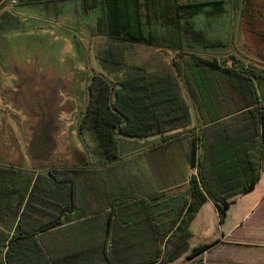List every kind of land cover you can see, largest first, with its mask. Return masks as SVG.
I'll return each instance as SVG.
<instances>
[{
  "label": "rangeland",
  "instance_id": "rangeland-1",
  "mask_svg": "<svg viewBox=\"0 0 264 264\" xmlns=\"http://www.w3.org/2000/svg\"><path fill=\"white\" fill-rule=\"evenodd\" d=\"M48 1L15 0L12 4V0H0V163L8 167H21L45 177L44 173L48 169L66 164L79 167L91 165L92 154L89 149L93 148L94 140L87 131H83L82 138L87 146L82 147L78 126L83 121L89 101L88 87L91 86L92 89L105 77L110 78V75L117 74L121 78L126 73L143 75L150 72L155 73V77H161L166 87H172L177 84L174 78L179 79L175 68L177 62H181V59L192 62L212 57L219 60L220 66L248 70V77L250 71L257 74L264 72V0H225V7L230 10L229 14L219 20V24L202 16L197 17L196 27L203 29L204 34L207 33V42L217 40L223 46L207 51H202L203 48H184L181 52L96 35L93 30L95 13L87 17L77 14L79 12L75 6L78 0L62 1L64 7L60 15L54 14L53 10L55 3L61 0H50L53 5L47 12L48 9L45 8L50 6ZM4 13L6 14L3 16ZM172 62H176L175 65ZM105 64L114 67L111 74H107L108 68L101 67ZM114 64H120V69L116 70L117 66ZM127 65L130 67L125 68ZM132 67L135 69H131ZM204 74L206 84L212 87L209 93L221 104L217 112L224 117L225 122L234 120V117L237 120L241 116L239 114L230 118L226 115L229 108L254 101L253 92L249 94L245 91H233L228 82L220 80L218 74ZM253 89L255 91L256 88ZM210 112L211 110V117ZM253 114L246 112L241 117L250 120L249 116H254ZM248 120L244 121V126L250 124ZM121 146L122 153L130 156V160L119 167L116 180L113 183L110 181L109 188L113 192L120 191L126 201L132 202L120 213L126 214L133 210L132 216L137 219L145 215L140 211L142 205L133 203V199L140 198L139 193L147 191V180L148 189H151L152 182L158 183L156 171L151 161H148V154L147 157H139L142 148L135 142L128 144L124 141ZM164 158L169 161V167L178 180L183 179L182 171H186L184 179L196 174L195 170L187 168L184 161L182 163L178 150H169ZM250 159L254 175L256 169L260 174L263 166L256 148L250 153ZM142 163L149 166L148 171L146 168L140 169L142 172L147 171V175H141L138 171ZM99 176L104 179L103 175ZM84 179L82 182L85 184ZM93 179L94 177H90L87 182L94 185ZM101 190L105 191L104 185ZM179 191L180 189L175 188L166 193L174 194ZM106 193L101 191L95 199L89 196L90 202L86 205L90 207L91 213H101L102 208L106 209ZM85 198L87 200V193ZM43 200L38 195L32 204V216L37 221H45L55 212V208L44 205ZM85 203L87 202L84 201ZM98 216L105 218L107 213L103 211ZM137 226L141 227L139 235L143 239L145 231H155L150 225L149 229L146 225ZM134 227L136 226L132 225V232L135 234L137 229ZM118 230L123 233L120 228ZM125 233L127 234V230ZM132 254L133 261L143 256L142 252L138 254L137 251ZM113 258L119 264L117 256L114 255Z\"/></svg>",
  "mask_w": 264,
  "mask_h": 264
},
{
  "label": "trees",
  "instance_id": "trees-1",
  "mask_svg": "<svg viewBox=\"0 0 264 264\" xmlns=\"http://www.w3.org/2000/svg\"><path fill=\"white\" fill-rule=\"evenodd\" d=\"M62 1L66 2V0H61L55 3L54 14L62 13L64 7ZM48 3L50 6L45 8L48 9L47 12L53 5L50 0ZM75 7L78 8L79 13L77 14L84 17L95 13L94 32L96 35L113 39L120 38L128 42H142L157 48H172L174 51L178 50L177 52H181L184 48L194 50L203 48L202 51H207L210 48L222 47L223 43L217 40L207 42V33L204 34L203 29L196 27L195 19L202 16L219 24V20L229 14L230 10L225 7V0H78ZM75 11L77 12V9ZM205 26L208 27L207 24ZM177 54L180 57V54ZM197 61L190 62V60L181 59V62H172L173 65L177 64L175 66L176 76L179 78H174L177 84L172 87H166L161 77H155V73L150 72L143 75L134 72L131 75L126 73L125 77L123 74L121 78L117 74L107 75L117 78L115 86L104 79L92 89L91 86L88 87L89 101L84 112L85 116L79 126L85 127L96 142V147L89 149V153L99 156L100 160L92 161L91 167L93 168L104 167L110 159L118 158L119 150L114 140L115 135L131 138L144 135L135 130L131 124L139 123L140 113L147 111V107H144L142 111L140 106L141 94L148 93L150 97L151 94L157 93L156 84L160 83L161 86L167 88L166 92L174 93V88L181 83L182 88L188 92L196 112L197 126L188 134L190 137L188 165L190 170L196 171V174H192L189 178L190 198L186 200L187 202H183L184 199L174 202V198H168L164 202L167 208L166 216L169 217L165 234L162 238L160 230L150 232L149 241H153L151 242L153 244L147 246L150 251L148 260H136L132 262L133 264H169L175 261L186 248L182 245V240L190 235L188 225L207 200H210L217 208L218 223L220 225L224 223L227 211L233 203L229 200L234 194L217 195L213 188L224 190L223 193H226L228 189L231 190L234 187L233 185H237L236 187H244L240 193L250 192L260 176L257 169L254 175V167L250 159V153L255 148L260 163L264 166V72L257 74L250 71V77H248L246 76L248 70L220 66L219 60L215 57ZM114 65L117 66L116 70L120 69V64ZM101 67L108 68L107 74H111L114 70L112 69L114 67H108L107 64ZM127 67L130 66L127 65L125 68ZM207 72L218 74L220 80L228 82L233 91L239 93L245 91L249 94L253 92V102L250 100L236 108H229L226 112L230 118L239 114L243 116L246 112L247 114L254 113V116H249L250 120L239 115L237 120L234 117V120L224 121V117L217 112L221 104L217 103L216 98L209 93L212 87L206 84L204 73ZM253 87L256 88L255 91H252ZM209 110H211V117ZM150 112L155 116L154 110L149 109L148 113ZM246 120L250 121V124L244 126ZM79 132L81 135V128ZM174 137L175 135H170L167 139ZM79 171L81 170L77 168H53L48 172L47 176L51 179L54 189L59 190L60 186L68 184L70 190L68 202L54 198L53 204L56 206L74 204L75 177ZM239 177L244 182L241 185L233 182V179ZM225 178L228 181L223 180ZM44 179L45 177L38 175L37 190L30 192L22 212L6 215L10 219L13 218L14 227L13 229L5 228V233L0 230V238L3 235L5 242L0 244V264H77L79 258L77 252L66 257L62 256L60 260L47 258L48 262H45L44 238L49 231L61 224L60 217L54 218L52 222L39 223L37 228L21 226V222L25 220L29 212L34 211L30 203L36 201L40 193L45 192L40 188ZM12 186L15 187V184ZM56 193L59 195V192ZM153 199L150 198L149 201ZM39 200L40 198L37 199ZM133 200L137 204L145 201L141 198ZM174 213L176 218L183 215L175 229L172 220ZM207 247L208 245H202L193 249L190 256L197 255ZM102 251L103 261L113 264L114 262L112 263L104 252L105 245L102 246ZM29 253L36 255L37 260L29 261ZM192 264H202V262Z\"/></svg>",
  "mask_w": 264,
  "mask_h": 264
},
{
  "label": "crops",
  "instance_id": "crops-1",
  "mask_svg": "<svg viewBox=\"0 0 264 264\" xmlns=\"http://www.w3.org/2000/svg\"><path fill=\"white\" fill-rule=\"evenodd\" d=\"M105 80L113 86L117 82V78L114 77H105ZM156 87L157 93L151 94L150 97L148 93L141 94L140 106L142 111L144 107H147V111L146 113H140L139 123L131 124L135 127V130L140 131L144 135L133 138L114 136L119 150L118 158L110 159L107 165L100 168L91 167L93 165L92 163L91 165L84 164V167L76 165L68 166L67 164L59 167L61 169L77 168L81 170L75 177L76 183L73 191L75 199L73 205L65 206L64 204H58L56 206L53 204L54 198L62 199L65 203L68 202L69 185H62L59 190H56L51 179L47 176L48 172L53 168L48 169L44 173L46 176L40 188L45 192L40 193V197L44 199V205L53 206L55 212L51 213V217L48 216V219L45 221L35 220V217L32 216L34 211L29 212V215L21 222V226L24 227L27 225L28 227L37 228L39 223L52 222L54 218L60 217L61 224L49 231L44 238L43 251L46 263L48 262L47 258L60 260L62 256L66 257L69 254L77 252L79 255L77 264H107L102 258V246L104 245V252L112 263L114 262L113 257L115 255L117 256L119 264H133L131 258L134 251H137L138 254L142 252L143 256L139 257V260H148L150 251L147 246L151 244L149 241L151 235L145 231V238L143 239L139 235V229L141 227L137 225H146L147 229L151 225L153 229L162 232L161 235L163 238L166 224L169 221V217L166 216V204L164 203L167 200V195L168 198H174V202H177L178 199L180 201L184 199L183 202L189 200V178L184 179L186 171H182L183 179L178 180L171 171L169 161L164 158V155L169 153V150L172 152L178 150V153L182 157V163L184 161L187 168H189L187 158L190 150V137L188 134L197 126L196 112L188 92L182 88L181 83H178V87L174 88V93L166 92L167 88L161 86L160 83L156 84ZM167 101L170 103L168 104ZM149 109L156 112L155 116L152 115V112L148 113ZM79 128H81V133L83 131L89 133L87 129L83 130L84 127L78 126V134L80 133ZM170 135H175V137L168 140L167 138ZM79 137L83 142L82 147L84 145L86 147L87 145L82 138V134ZM124 141L128 144L135 142L139 148H142V153L139 155L140 158L147 157L148 154V161H151L152 167L156 171V179L158 182L157 184L152 182L150 185L151 189H148L149 185L147 180V191L139 193L138 196L142 200H145L141 204L142 207H140L142 215L145 216L137 219L132 216L134 214L133 210L126 214L120 213L132 202L131 200L126 201L124 199L125 197H123L124 194L120 191L113 192L110 189V181L113 183L116 180L119 167L125 165L130 160V156L128 157L127 154L125 155L121 151L123 149L121 143ZM94 147H96L95 141ZM91 156L92 161H100L99 156ZM84 168L93 169L86 171ZM142 168H146L148 171V164L142 163V166L138 167L141 175H147V171L142 172L140 170ZM165 172L168 173L164 176ZM99 174L103 175L104 179ZM38 175L41 174L36 172L30 173L27 169L21 167L14 168L13 166L8 167L0 163L1 232L5 233V228L10 227L13 229V218L10 219L6 215L13 212H22L30 192L32 190L36 192L37 190L36 179ZM82 176L83 179L85 177V184L82 182ZM90 177H94V185H90L87 182V179ZM223 180L227 179L225 178ZM169 182L172 183L169 185ZM233 182H236L238 185L244 183L241 177L233 179ZM165 183H168V185L166 186ZM14 184L15 187L12 186ZM103 185L105 191L101 190V186ZM233 186L226 193H223L224 190L213 188L217 195L234 194L232 199L229 200L233 203L227 211L224 223L222 225L218 223L217 208L210 200H207L188 225L190 235L182 240V245L186 246V248L175 261L169 264H192L198 261H201L202 264H264V166L259 180L250 192L240 193L244 187ZM108 188L109 190H106ZM175 188L180 189V191L178 193L174 192V194H171L172 192L169 194L166 193V191ZM101 191L107 192L105 201L108 203V206L105 210L102 208L101 213H91L89 211L90 207L88 208L86 205L90 202L89 196L95 199ZM56 192H59V195ZM86 193L88 195L87 200L85 198ZM150 198L155 199L149 201ZM81 201L82 204L80 205ZM84 201L87 203L84 204ZM33 202L30 203L31 206H33ZM62 209L64 211H61ZM103 211L107 213L105 218L98 216ZM63 212L64 215H62ZM182 216L181 214L176 218V214L174 213L172 217L174 229L180 223ZM132 225L136 226L134 227L137 229L135 234L132 232ZM118 228L123 233L119 232ZM125 230H127V234ZM54 231H57L55 232L56 234ZM1 243H5L3 235L0 238ZM202 245H208V247L197 255L190 256L193 249ZM28 255L29 261L34 262L37 260L36 255L32 253ZM113 264H116V262Z\"/></svg>",
  "mask_w": 264,
  "mask_h": 264
},
{
  "label": "built area",
  "instance_id": "built-area-1",
  "mask_svg": "<svg viewBox=\"0 0 264 264\" xmlns=\"http://www.w3.org/2000/svg\"><path fill=\"white\" fill-rule=\"evenodd\" d=\"M15 0H12V4H14Z\"/></svg>",
  "mask_w": 264,
  "mask_h": 264
}]
</instances>
